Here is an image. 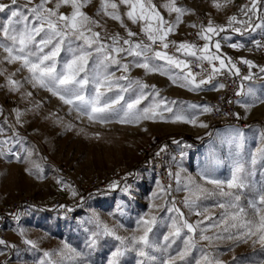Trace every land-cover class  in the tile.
Returning a JSON list of instances; mask_svg holds the SVG:
<instances>
[{"label": "snow or ice", "instance_id": "6c2138e0", "mask_svg": "<svg viewBox=\"0 0 264 264\" xmlns=\"http://www.w3.org/2000/svg\"><path fill=\"white\" fill-rule=\"evenodd\" d=\"M231 2L213 0V7L222 10ZM259 2L251 0V6L240 8L246 17L243 20L231 15L223 25L211 19L207 24L202 21L190 23L188 26L197 29L196 35L203 41V44H197L169 39L176 34L185 15L194 14V10L178 4L177 0H163L159 6L153 0H99L95 16L84 10L91 0H0V52L3 53L0 56V75L7 73L3 64H19L15 72L5 75L10 92H20L25 83L43 89L68 106L69 114L75 112L78 119L86 117L90 123L115 121L139 125L144 121L159 120L208 128V124L199 117L219 111L218 108L169 100L160 95L161 90L156 85L131 77V71L138 68L145 75L166 76L172 84L194 93L225 89L227 85L218 79L221 76L240 77L235 93L239 99L234 103L247 114L257 104H264V85L258 87L255 83L257 79L264 80V66L241 57L239 63L248 68V73L241 75L237 61L223 53L222 42L239 50L245 44L240 41L229 43L232 40L229 32L241 36L257 30L264 33V15L258 14ZM64 7L70 11L62 12ZM160 9L167 13V18ZM105 17L117 22L124 29V35L109 33L103 22ZM126 21L139 25V32L128 27ZM253 43L257 49L264 48L259 40ZM169 48L174 51L169 52ZM205 64L209 66L207 69ZM193 66L200 71H193ZM254 68H258V74L253 73ZM20 71L27 72L23 80L14 78ZM31 96V92L21 93L22 99ZM228 102L233 103L231 100ZM40 106V103H35L32 111L39 110ZM13 111L16 124L8 125L12 135L0 140V157H14L30 164L32 166L26 171L43 178V166L31 159L36 151L34 146H29L27 139L16 130V125L23 127L21 117L24 113L19 109ZM232 115L237 120L242 119L239 113ZM55 122L63 123V120L57 116ZM4 124H8L7 119ZM4 131L0 125V133ZM258 135L264 143V129H259ZM218 139L219 146L227 148V176L218 175L224 161L218 156L216 147L212 148L207 162L197 173L198 178L180 166L186 155L182 150L180 161H177L178 170L169 172L175 179V189L171 185L165 188L157 181V191L152 194L149 210L137 215L131 230L125 229L119 221L110 225L98 212L90 210L82 222L89 225L83 228L86 233L85 250H78L67 242H63L59 250H42L39 242L27 238L25 230L20 228L26 251L42 252L35 264H64L66 253L70 254L72 264H93V253L109 238L115 244L106 264H122V258L129 254L135 256V264H223L216 251L222 242H230L229 250L233 251L240 244H250L253 248L259 245L264 251V148L248 150L247 134L235 126H230L228 132ZM184 147L190 148L191 145ZM166 148L167 145L162 146L156 155L159 156ZM258 172L259 180L256 179ZM132 175L126 174L123 186L119 181H113L105 190H97L96 195L119 189L131 201L135 198L134 186L128 184L127 179ZM57 183L62 190H70L73 197L79 196L78 206H83L85 197L62 178H57ZM173 191L185 193L181 201L183 207L189 215L199 219L189 220L177 207ZM92 196L89 194L88 199ZM157 199H164V203H155ZM59 207L65 213L75 211L67 205ZM215 208L221 210L218 216L212 214ZM114 214L128 215L123 201L117 205ZM15 218L19 219L18 216ZM120 229H125L128 234L121 235ZM201 242H207V246ZM0 245L16 248L3 239H0ZM0 255H3L2 251ZM233 262L264 264V257L257 261L233 256Z\"/></svg>", "mask_w": 264, "mask_h": 264}, {"label": "rangeland", "instance_id": "374dc122", "mask_svg": "<svg viewBox=\"0 0 264 264\" xmlns=\"http://www.w3.org/2000/svg\"><path fill=\"white\" fill-rule=\"evenodd\" d=\"M223 1L217 0L219 3H223ZM33 2H38V0H33ZM153 2L159 6L163 0H153ZM177 2L194 10V14L185 15L184 22L179 26L177 32L185 28L197 11L201 9L205 10L216 24L227 23V19L219 18L220 10L213 7V0H177ZM51 6L50 4L49 7ZM98 6L99 0H91V3L84 10L90 16H95ZM160 10L167 18V13L163 9ZM61 11L67 13L70 9L64 7L61 8ZM123 11L124 8L121 7V12ZM97 19L100 18L97 17ZM103 22L109 33L120 32L121 35H124V29L117 22L106 17ZM126 23L133 31L139 32V25H132L128 21ZM99 30L97 29V31ZM228 34L232 36L230 42L240 41L244 38L252 39L257 36L256 32L245 33L247 35L244 34L242 38L236 33L229 32ZM2 55L3 53L0 52V56ZM2 67L7 69V73H12L16 71L19 64L5 63ZM5 75H0V111H2L0 125L5 128V131L0 133V140H5L12 135L8 125L16 124L13 110L19 109L24 113L21 117L23 127L16 125V130L27 139L29 146H34L36 151L31 159L41 164L44 172L43 178H37L36 174H30L26 171L32 165L17 161L14 157H0V216L6 212L14 211L18 202L27 199L42 202L52 200L58 191L57 178H60L61 169L67 166H72L84 177L96 175L97 178L101 179L114 166L122 164L130 168V173L134 174L128 176L127 183L134 186L135 198L128 201L119 189L100 195H96L97 192H95L91 199L71 215H58L50 210L32 209L22 216L20 224L6 220L1 225L0 239L8 244L16 245V248L12 249L0 245V251L3 252V255H0V264H35V261L42 256V252L30 253L26 251L27 246L19 234L20 228L25 230L27 238L37 240L42 250L50 252L61 249L63 242H67L78 250H85L86 233L83 228L89 225L82 222L87 219L90 210L98 212L101 218L110 225L119 221L124 224L125 229L131 230L137 215L149 210V205L153 202L152 194L157 191L156 182L159 181L161 185L167 188L162 180L153 175L147 163H141L143 152L154 154L162 143L167 142L170 146L168 161L171 165V172L178 170L177 161H180V152L183 150L186 155L180 166L186 173L198 178L197 173L207 162L212 148L216 147L218 156L224 161L218 169V175L224 177L229 174L227 148L219 146L218 137L225 135L230 126H216L208 114L199 117V120L208 124V128L159 120L156 122L144 121L139 125L122 124L115 121L107 124L90 123L86 117L78 119L75 112L69 114L68 106L63 105L58 98L51 96L43 89L33 88L30 84L25 83L20 92H10L6 86ZM117 75L120 73L117 72ZM25 76H27V72L20 71L16 73L14 78L23 80ZM131 77L140 78L149 85H156L161 90L160 95L169 100L204 105L208 104V101L213 97L211 91L190 92L172 84L166 76L160 74L145 75L144 71L138 68L131 71ZM261 85H264L262 79L258 87ZM23 92H31L32 96L22 99L21 93ZM35 103H40L41 106L39 110L32 111ZM237 111L242 117V123L235 127L243 129L247 134L248 150H255L257 147L264 148V143L260 141L258 135V130L264 129V104H257L247 114L240 106L237 107ZM165 115L169 114L165 113ZM57 116L62 118L63 123L55 122ZM5 119H7L8 124H4ZM69 124L72 127H67ZM209 133L211 135H208ZM173 141L181 143L177 144ZM184 145H191V147L187 148ZM174 157L175 160H173ZM256 179H261L259 172ZM175 187L176 182L172 188L175 189ZM184 195L185 193L182 191L172 192L177 207L185 212L189 220L199 219L195 215H189L187 209L183 207L181 201ZM168 198L165 197L164 199ZM164 199H157L155 203L162 204ZM122 201L125 203L128 212V215L123 217L114 214L117 205ZM220 211V209L215 208L212 210V214L218 216ZM125 229L119 230L121 235L128 234ZM201 243L207 246V242ZM114 244L115 241L110 238L106 243H102L101 247L91 257L93 264H106ZM229 245L230 242H222L216 249L223 264H234L233 256L257 261L264 257V251H262L263 254L259 253V245L253 248L250 244H240L234 251L229 250ZM194 255H198V253H194ZM65 256L64 264H72L70 254L66 253ZM135 259L133 254H129L122 258V261L124 260V264H135Z\"/></svg>", "mask_w": 264, "mask_h": 264}, {"label": "built area", "instance_id": "2783aa9c", "mask_svg": "<svg viewBox=\"0 0 264 264\" xmlns=\"http://www.w3.org/2000/svg\"><path fill=\"white\" fill-rule=\"evenodd\" d=\"M224 2V1H223ZM264 3V0H263ZM251 0H232L225 8L220 10L219 18L220 19H228L231 15H237L240 11V8L244 5H250ZM211 16L205 10H199L192 18L190 23L196 22L200 23L201 21L207 24L208 20ZM240 20L246 19L244 15L239 18ZM189 23V24H190ZM188 24V25H189ZM179 30L176 34L169 37V39L180 41H191L197 44H203V41L199 40L196 32L197 29L191 28L189 26ZM253 40H259L262 44H264V33H261L260 30L257 32V36L254 37ZM159 47V46H157ZM169 52L174 51V49L169 48ZM227 56L231 57L234 61H237V66L241 69V75H246L248 73V68L246 65L239 63V59L241 57L250 59L254 61L257 65L264 66V48L257 49L254 45L253 41L250 40L249 44L244 48L236 50L231 48H225L222 50ZM207 69L209 66L207 64L204 65ZM193 71H200L199 68L193 66ZM253 73L258 74V68L252 69ZM199 79V77H198ZM220 82L225 83L227 86L225 89L219 91H211L213 93V97L208 101L207 105L215 106L219 109V111H213L209 113V117L211 121L220 127L224 126H240L242 121L241 119L237 120L233 113H238L237 105L234 103L239 97L235 95L238 90V86L240 84V77H229L227 75L221 76L218 78ZM247 83V82H245ZM256 85L261 84V79H257L255 81ZM231 100L233 103H229ZM164 145H167V148L164 152H161L159 156L156 153L160 150V148ZM170 152L169 143L165 142L160 144V146L156 149L154 154H150V152H143L141 154V163H147L153 175L160 180H162L167 187L171 185L172 187L175 185V181L173 177H170L169 172L171 171V165L168 161V153ZM131 169L118 164L114 166L109 173L104 175V178H97L96 175L91 177H84L80 172H77L72 166H67L61 169L60 178L63 179L67 184L71 185V188L76 190L80 196L85 197V202L89 199V194H93L97 192V190H103L107 188V185L113 181H119L123 184L125 181L123 178L126 174L130 173ZM83 203V204H84ZM79 196L73 197L71 195L70 190H62L61 185L58 186V191L56 195L49 201H36V200H24L23 202H18L14 211L6 212L0 216V237H1V225L5 223L6 220L13 222L14 224H20L22 216L25 215L30 210H50L56 212L58 215L61 214H73L75 213L80 206ZM60 205H67L69 207L75 208L74 212L65 213L64 209L60 208ZM19 217L16 219L15 217Z\"/></svg>", "mask_w": 264, "mask_h": 264}, {"label": "trees", "instance_id": "16d2710c", "mask_svg": "<svg viewBox=\"0 0 264 264\" xmlns=\"http://www.w3.org/2000/svg\"><path fill=\"white\" fill-rule=\"evenodd\" d=\"M249 6H251V4H250ZM257 7H258V9H259L258 14H260V15H264V3H263V0H260V2L258 3ZM242 15H243V13H241V12L239 11V13H238V18H241ZM254 19H255V18H254ZM121 186H122V184H121ZM259 253H260V254H263V252H262L261 250H259ZM96 255H98V253H96ZM122 264H124V260L122 261ZM125 264H126V263H125Z\"/></svg>", "mask_w": 264, "mask_h": 264}, {"label": "crops", "instance_id": "0c3cea01", "mask_svg": "<svg viewBox=\"0 0 264 264\" xmlns=\"http://www.w3.org/2000/svg\"><path fill=\"white\" fill-rule=\"evenodd\" d=\"M257 32H258V30L256 31V33H257ZM245 35H247V34H245ZM254 35H255V33H254ZM243 36H244V35H243ZM240 38H242V36H241ZM253 39H254V38H252V39L244 38L243 40L241 39L240 42L244 43L245 46H246V45L249 44V41H250V40L254 41ZM238 41H239V40H238ZM234 42H237V41H234ZM230 43H232V42H230ZM227 47H228V48H231V47L228 46L227 43L222 42V50L225 49V48H227Z\"/></svg>", "mask_w": 264, "mask_h": 264}]
</instances>
